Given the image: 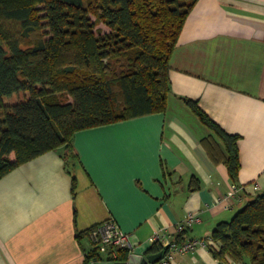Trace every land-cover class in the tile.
<instances>
[{
    "label": "crops",
    "instance_id": "obj_1",
    "mask_svg": "<svg viewBox=\"0 0 264 264\" xmlns=\"http://www.w3.org/2000/svg\"><path fill=\"white\" fill-rule=\"evenodd\" d=\"M169 80L165 113L76 133L73 168L59 149L0 180V264H84L90 230L108 220L132 236L133 254L155 256L157 231L173 240L185 232L181 241L210 246L174 264H225L211 253L213 231L258 195L253 184L264 192V0H199ZM182 98L239 136L236 181L208 156L202 141L213 134ZM232 185L242 188L233 199ZM189 214L201 222L177 233Z\"/></svg>",
    "mask_w": 264,
    "mask_h": 264
},
{
    "label": "trees",
    "instance_id": "obj_2",
    "mask_svg": "<svg viewBox=\"0 0 264 264\" xmlns=\"http://www.w3.org/2000/svg\"><path fill=\"white\" fill-rule=\"evenodd\" d=\"M198 2L0 0V180L59 149L73 168L76 133L165 113L170 60ZM20 94L23 100L5 104ZM184 101L213 134L202 141L208 156L236 181L239 136L225 132L197 102ZM211 238L221 263L264 264V192L219 223ZM161 251L155 244L147 253ZM128 257L119 251L109 261ZM95 261H104L96 248L84 264Z\"/></svg>",
    "mask_w": 264,
    "mask_h": 264
},
{
    "label": "built area",
    "instance_id": "obj_3",
    "mask_svg": "<svg viewBox=\"0 0 264 264\" xmlns=\"http://www.w3.org/2000/svg\"><path fill=\"white\" fill-rule=\"evenodd\" d=\"M240 190L242 188L239 189L237 186L232 185L229 198L233 199ZM252 191L259 194L261 192L259 184H253ZM216 206H221L224 209H230L232 207L229 202L225 204L217 202ZM200 222L201 219L197 214H189L184 222L177 227V233H182L186 228L192 227L194 224ZM89 239L99 251V254L104 260L103 262L114 263L115 261L109 260L117 259L119 251H125L128 255H131L136 248L132 236L123 231L114 220H108L91 229ZM149 242L151 245L160 244L162 246V251L160 252L162 255L155 263L147 262L146 264H174L177 257L196 251L200 247L206 248L211 243V240L178 242L170 238L165 231L160 230L149 239ZM93 263L101 262L95 261Z\"/></svg>",
    "mask_w": 264,
    "mask_h": 264
},
{
    "label": "water",
    "instance_id": "obj_4",
    "mask_svg": "<svg viewBox=\"0 0 264 264\" xmlns=\"http://www.w3.org/2000/svg\"><path fill=\"white\" fill-rule=\"evenodd\" d=\"M161 253L155 256L143 257L141 255L131 254L126 262H101L92 264H146L147 262L155 263L161 258Z\"/></svg>",
    "mask_w": 264,
    "mask_h": 264
},
{
    "label": "rangeland",
    "instance_id": "obj_5",
    "mask_svg": "<svg viewBox=\"0 0 264 264\" xmlns=\"http://www.w3.org/2000/svg\"><path fill=\"white\" fill-rule=\"evenodd\" d=\"M99 28H102L104 31H108L107 30V28L106 27H104V26H100ZM24 99V94H20V95H15V96H13L12 98H10V99H5L4 100V102H5V104H8V105H12V104H15V103H17L18 101H20V100H23ZM59 99V101L60 102H62V103H67V99H64V98H62V97H59L58 98ZM93 229V228H92ZM92 264V263H91Z\"/></svg>",
    "mask_w": 264,
    "mask_h": 264
}]
</instances>
